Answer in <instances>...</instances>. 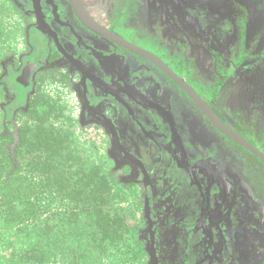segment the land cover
Instances as JSON below:
<instances>
[{
    "label": "flooded vegetation",
    "instance_id": "af4514ba",
    "mask_svg": "<svg viewBox=\"0 0 264 264\" xmlns=\"http://www.w3.org/2000/svg\"><path fill=\"white\" fill-rule=\"evenodd\" d=\"M11 1L25 16L0 56L4 129L58 109L38 102L56 88L131 195L141 264H264V0Z\"/></svg>",
    "mask_w": 264,
    "mask_h": 264
},
{
    "label": "trees",
    "instance_id": "16d2710c",
    "mask_svg": "<svg viewBox=\"0 0 264 264\" xmlns=\"http://www.w3.org/2000/svg\"><path fill=\"white\" fill-rule=\"evenodd\" d=\"M53 113L35 110L17 129L0 128V264H91L92 250L128 241L107 176L74 153ZM8 236L26 245L16 250Z\"/></svg>",
    "mask_w": 264,
    "mask_h": 264
},
{
    "label": "rangeland",
    "instance_id": "374dc122",
    "mask_svg": "<svg viewBox=\"0 0 264 264\" xmlns=\"http://www.w3.org/2000/svg\"><path fill=\"white\" fill-rule=\"evenodd\" d=\"M21 11L17 8L16 4L11 0H0V56L3 53H15L13 55H16L17 52H19L20 42L19 38L21 36V27L19 24V18L21 17ZM25 16V15H24ZM35 53L33 54V56ZM46 89L45 91H47ZM57 91L56 88H51L49 90L48 100L45 98H42V94H39L38 102L44 103V102H55V104L58 106V109L50 107L54 113L52 118L50 119L51 124H55L57 127H61V129L68 132L67 140L69 141L71 148L73 149L74 153L77 154V156L85 157L88 161H97L98 163H104L103 160H105L103 149L100 145L99 136H92L87 130L82 131L78 129L76 117L74 114V121L76 124L73 125V117L71 120L70 113L66 110L64 104L68 105L69 109L72 107L71 103L68 102V100H65L63 96L62 103L63 105L57 100L55 92ZM36 96V97H37ZM61 108L63 109V114L61 112ZM39 112H42L40 110ZM77 116V115H76ZM20 117V116H19ZM22 118V117H21ZM20 118V124L22 122H25L27 118L21 119ZM76 118V119H75ZM3 122V119L0 115V128L4 127L1 125ZM19 124V125H20ZM17 129V128H15ZM80 130V131H79ZM96 145V149H94V146ZM13 147V146H12ZM14 148V147H13ZM13 152V151H12ZM14 154V152H13ZM85 161V160H84ZM87 163V162H85ZM88 165V164H87ZM103 165V164H102ZM104 166V165H103ZM127 180V178L125 179ZM117 183V182H116ZM120 185L119 183H117ZM121 186V185H120ZM120 188L117 187H111V193L109 196V207L119 215V217L122 218V221L125 217H130L134 214L132 204H131V195L128 192L123 193L120 191ZM135 218V214H134ZM125 230V225H124ZM131 236V235H130ZM124 239L128 238V241L123 245H114L113 247L109 249H105L102 252H97L95 250H92V257H91V264H141V253L138 252V250H133L134 242L133 238L129 237L128 235L124 236ZM9 241L13 243V246L16 250L22 248L26 245L24 240L13 238L12 236L7 237ZM84 244L83 241L80 243V245ZM79 245V247H81ZM64 252L67 254L68 249L70 248V244L63 246ZM74 247V244H73ZM4 257V256H1ZM0 257V258H1ZM129 259H131V262L128 263ZM52 260V259H51ZM2 260L0 259V262ZM65 263V260H64ZM52 264V261L50 262Z\"/></svg>",
    "mask_w": 264,
    "mask_h": 264
},
{
    "label": "water",
    "instance_id": "95a60500",
    "mask_svg": "<svg viewBox=\"0 0 264 264\" xmlns=\"http://www.w3.org/2000/svg\"><path fill=\"white\" fill-rule=\"evenodd\" d=\"M71 3H72V5L74 6V8H75V10H76V12H77V14H78V8H76V6H75V4L71 1ZM79 18H80V20L86 25V27L89 29L90 28V30L92 29V31L94 30V32H95V29L91 26V25H89V24H87L81 17H80V15L78 14L77 15ZM36 17L37 18H39V13H37L36 12ZM95 33H97V32H95ZM97 34H99V33H97ZM100 35V34H99ZM103 36V35H102ZM105 37V36H104ZM30 64V65H29ZM33 66H34V62H31V63H28V64H26V66L23 68V70H22V73H21V75H20V77H19V79H25V80H27L29 77H30V74L32 73V70H33ZM213 122V121H212ZM214 123V122H213ZM216 125V124H215ZM217 126V125H216ZM218 127V126H217ZM236 141V140H235ZM236 142H238L239 144H242V146L243 145H247V144H245L244 143V141L243 140H241V139H239V138H237V141ZM244 146V147H245ZM247 148L248 149H250L251 151H253L248 145H247ZM261 157V156H260ZM261 159L264 161V158L263 157H261ZM148 215V214H147ZM148 220H149V217H148Z\"/></svg>",
    "mask_w": 264,
    "mask_h": 264
}]
</instances>
